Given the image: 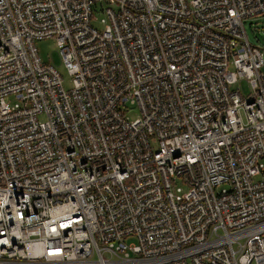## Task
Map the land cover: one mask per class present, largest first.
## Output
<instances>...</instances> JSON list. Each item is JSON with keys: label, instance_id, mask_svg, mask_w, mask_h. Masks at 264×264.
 I'll use <instances>...</instances> for the list:
<instances>
[{"label": "built area", "instance_id": "1", "mask_svg": "<svg viewBox=\"0 0 264 264\" xmlns=\"http://www.w3.org/2000/svg\"><path fill=\"white\" fill-rule=\"evenodd\" d=\"M260 15L264 0H0V264H264Z\"/></svg>", "mask_w": 264, "mask_h": 264}, {"label": "rangeland", "instance_id": "2", "mask_svg": "<svg viewBox=\"0 0 264 264\" xmlns=\"http://www.w3.org/2000/svg\"><path fill=\"white\" fill-rule=\"evenodd\" d=\"M98 19L104 17L102 11L96 12ZM97 26H102L100 23ZM245 30L249 41L256 46L261 47L264 51V15L254 17L245 21ZM37 48L40 56L45 63L53 64L60 71L64 79V86L66 89H70L73 85V79L68 69L62 62V58L59 53V48L54 38L43 39L37 41ZM138 109L135 106H128L127 114L130 118L137 117Z\"/></svg>", "mask_w": 264, "mask_h": 264}]
</instances>
